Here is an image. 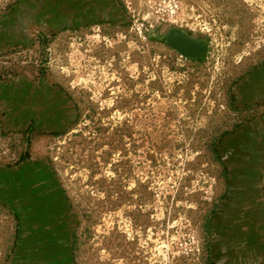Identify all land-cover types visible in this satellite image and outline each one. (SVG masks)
<instances>
[{
	"label": "rangeland",
	"instance_id": "374dc122",
	"mask_svg": "<svg viewBox=\"0 0 264 264\" xmlns=\"http://www.w3.org/2000/svg\"><path fill=\"white\" fill-rule=\"evenodd\" d=\"M249 152L264 201V0H0V264H52L41 181L71 264H264L222 214Z\"/></svg>",
	"mask_w": 264,
	"mask_h": 264
},
{
	"label": "crops",
	"instance_id": "0c3cea01",
	"mask_svg": "<svg viewBox=\"0 0 264 264\" xmlns=\"http://www.w3.org/2000/svg\"><path fill=\"white\" fill-rule=\"evenodd\" d=\"M229 139L231 138H227L225 142ZM240 141L238 144H240ZM258 157L259 155L250 152L241 153L240 159L228 164L230 167L227 173L228 189L225 201L226 208L231 211L232 221L236 222L237 226L241 228L240 232L253 227L256 228V235L258 234V237L264 239V201L260 184L261 159ZM25 178L23 177V181ZM47 195H56L59 202L63 200V196L59 195V191L55 186L49 189ZM57 216L58 218L52 220L50 224L53 227L52 234H43L44 237L38 242L34 240L29 242L27 239H22L18 248L22 259L38 257L48 259L47 263L71 264L72 240L67 222L62 213Z\"/></svg>",
	"mask_w": 264,
	"mask_h": 264
},
{
	"label": "water",
	"instance_id": "95a60500",
	"mask_svg": "<svg viewBox=\"0 0 264 264\" xmlns=\"http://www.w3.org/2000/svg\"><path fill=\"white\" fill-rule=\"evenodd\" d=\"M169 39L172 46L181 51L182 54L200 57L202 55V52H204V46H202L198 41L194 39L183 37L180 34H173ZM26 173H24V178L28 177Z\"/></svg>",
	"mask_w": 264,
	"mask_h": 264
},
{
	"label": "flooded vegetation",
	"instance_id": "af4514ba",
	"mask_svg": "<svg viewBox=\"0 0 264 264\" xmlns=\"http://www.w3.org/2000/svg\"><path fill=\"white\" fill-rule=\"evenodd\" d=\"M40 177V176H39ZM41 178V177H40ZM39 183H41V184H39L38 186H41V188H42V193L43 194H46L47 195V192L49 191V189H46V188H43V185L45 184L44 182L42 183V181L41 182H39ZM37 186V187H38ZM33 190V189H32ZM45 191V192H44ZM32 192H34V190L32 191ZM41 193V194H42ZM32 197V195L30 194L29 195V197L27 198L26 197V206H25V208H24V212H23V214H24V220H25V228H26V231H28V233H29V230H30V225H28V222H30L29 220H27V211L26 210H28L29 211V209H28V207H29V204H30V198ZM47 198H48V200H46V202L47 203H49L48 204V206H50L51 208H55V212H54V216L52 217V220H55V219H57L58 218V204H57V202L55 201V196H53V195H47ZM226 198H227V194L223 197V201H224V209H223V213L222 214H224V216L227 214V211H228V209L226 208L227 206H226ZM42 201H44V200H42ZM26 209V210H25ZM57 210V211H56ZM31 229H32V227H31Z\"/></svg>",
	"mask_w": 264,
	"mask_h": 264
},
{
	"label": "trees",
	"instance_id": "16d2710c",
	"mask_svg": "<svg viewBox=\"0 0 264 264\" xmlns=\"http://www.w3.org/2000/svg\"><path fill=\"white\" fill-rule=\"evenodd\" d=\"M216 154H218V151L215 149ZM219 156V155H218Z\"/></svg>",
	"mask_w": 264,
	"mask_h": 264
}]
</instances>
